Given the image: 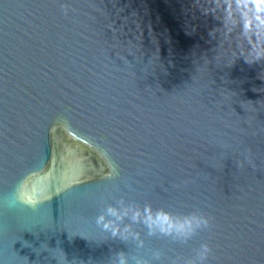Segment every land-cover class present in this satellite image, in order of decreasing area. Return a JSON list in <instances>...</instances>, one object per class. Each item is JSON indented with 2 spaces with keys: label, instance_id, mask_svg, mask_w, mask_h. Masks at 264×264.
<instances>
[{
  "label": "water",
  "instance_id": "obj_1",
  "mask_svg": "<svg viewBox=\"0 0 264 264\" xmlns=\"http://www.w3.org/2000/svg\"><path fill=\"white\" fill-rule=\"evenodd\" d=\"M213 2L0 0V264H264V59ZM121 202L211 223L138 247Z\"/></svg>",
  "mask_w": 264,
  "mask_h": 264
},
{
  "label": "clouds",
  "instance_id": "obj_2",
  "mask_svg": "<svg viewBox=\"0 0 264 264\" xmlns=\"http://www.w3.org/2000/svg\"><path fill=\"white\" fill-rule=\"evenodd\" d=\"M213 11L220 10L226 24L239 30L240 35L248 42L245 59L249 62L264 59V0H214ZM111 175H119L113 167ZM25 205L35 207L37 200L27 196L18 187L16 195L8 200L9 206H15L17 201ZM128 219L131 223H124ZM96 224L113 239L137 241L138 247H143L144 241L140 233L133 231L132 225L142 223L147 229L148 236L169 237L180 243H187L193 235L210 226V217L196 212L185 214L182 217L174 215L164 207L153 208L146 204L142 208L129 206L121 202L120 206H109L106 213L96 217ZM208 243H201L197 251L198 261L188 260L187 264H205L211 254ZM159 258V253L156 254ZM110 264H129V257L123 250L115 254ZM135 264H152L151 261L136 258Z\"/></svg>",
  "mask_w": 264,
  "mask_h": 264
}]
</instances>
